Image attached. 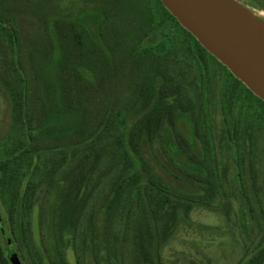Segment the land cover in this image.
<instances>
[{
  "label": "trees",
  "instance_id": "1",
  "mask_svg": "<svg viewBox=\"0 0 264 264\" xmlns=\"http://www.w3.org/2000/svg\"><path fill=\"white\" fill-rule=\"evenodd\" d=\"M152 1L150 10L140 2L134 5L135 19L129 18L124 28L118 19L121 1L107 0L109 11L101 23L105 43H87L85 30L72 34L71 29L60 38L57 61L51 53L41 70L32 61L30 71L24 66L30 82L21 80L12 94L14 122L26 132L18 150L0 161V198L6 209V218L0 214V264H12L15 257L22 264H69L67 249L76 264H87L88 253L96 264L104 258L106 264H127L128 257L133 264H162L178 229L194 227L191 213L213 210L221 198L206 95L210 79L201 75L210 68L208 61L231 78L222 79L231 89L223 91L225 119L234 120L239 101L264 102L211 56L160 0ZM164 26L166 52L145 48L149 36ZM191 61L202 78L197 98L180 82H169L164 71L170 63ZM181 110L194 112L202 156L193 160L204 173L169 159L199 185L201 197L170 187L142 158L144 139L152 142L168 125L167 118L176 126ZM131 114L138 116L134 123L129 122ZM56 118H65L64 125L49 126ZM227 149L232 155L233 148ZM235 166L242 174L240 161ZM43 188L39 244L34 216ZM263 257L264 244H259L246 264H259Z\"/></svg>",
  "mask_w": 264,
  "mask_h": 264
},
{
  "label": "rangeland",
  "instance_id": "2",
  "mask_svg": "<svg viewBox=\"0 0 264 264\" xmlns=\"http://www.w3.org/2000/svg\"><path fill=\"white\" fill-rule=\"evenodd\" d=\"M120 1L118 19L124 28L128 20L135 19L131 12L134 5L140 2L144 10H150V6L154 4L152 0ZM234 1L264 24V0ZM106 2L107 0H0V161L18 150L25 131L14 122L12 94L13 88L16 90V84L21 80L26 84L30 82L24 66H28L30 71L29 62L32 61L41 70L43 61L51 53L57 61L60 38H64L71 29L72 34L85 30L86 39H83L87 43H105L107 35L101 28V23L104 13L109 11L106 9ZM3 28L8 32L3 31ZM167 28L168 26H164L152 33L143 46L154 47L158 52L165 53L167 47L163 42ZM208 64L210 68L201 75L203 79L211 78L206 86V95L209 121L217 147L219 165L217 164L216 171L222 180L218 182L221 198L213 210L197 208L191 213L194 227L182 225L178 229L161 256L162 264H246L254 257L259 244H264V106L255 98L248 104L239 101L234 120L225 119L222 101L226 97L223 91L227 89L231 92V89L223 83L221 77L224 81L231 78L220 68L217 69L212 61H208ZM164 71L169 82H180L193 97L199 96L202 78L193 61L182 62L180 65L170 63L164 67ZM208 72L209 76L206 74ZM52 87H55V83ZM176 94L179 95L178 90ZM176 96L171 98L169 105ZM128 118L130 123H134L138 116L131 114ZM194 119V112L183 110L178 113L176 126L167 118L168 125L152 142L147 139L142 142V158L170 187L201 197L204 194L200 195L199 185L184 177L169 159H174L189 170L204 173L198 162L193 160L195 156H202ZM64 121L65 118H56L49 126L64 125ZM228 146L233 148L232 155ZM237 160L242 165V174L236 171ZM243 188L246 190L244 193ZM43 191L44 188L35 202L34 227L38 243V218ZM0 214L6 218L5 204L1 198ZM103 225L104 217L100 216L98 226L102 228ZM67 259L69 264H76L71 249H67ZM104 260L105 258L101 260L102 264H106ZM86 262L96 264L91 253L87 254ZM125 263L133 264L132 258L128 257ZM259 264H264V257Z\"/></svg>",
  "mask_w": 264,
  "mask_h": 264
},
{
  "label": "water",
  "instance_id": "3",
  "mask_svg": "<svg viewBox=\"0 0 264 264\" xmlns=\"http://www.w3.org/2000/svg\"><path fill=\"white\" fill-rule=\"evenodd\" d=\"M198 43L264 102V24L234 0H160ZM12 264H22L15 257Z\"/></svg>",
  "mask_w": 264,
  "mask_h": 264
},
{
  "label": "flooded vegetation",
  "instance_id": "4",
  "mask_svg": "<svg viewBox=\"0 0 264 264\" xmlns=\"http://www.w3.org/2000/svg\"><path fill=\"white\" fill-rule=\"evenodd\" d=\"M153 33H154V32H153ZM149 37H150V36H149ZM220 64H221V63H220ZM214 65L217 66V69L220 68V70H221L222 72H224L223 69H222V67H221L219 64H217V63L214 62ZM221 65H222V64H221ZM224 73H225V72H224ZM209 79H211V78H209ZM221 79H224V78L221 77ZM244 86H245V85H244Z\"/></svg>",
  "mask_w": 264,
  "mask_h": 264
}]
</instances>
